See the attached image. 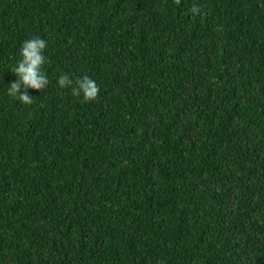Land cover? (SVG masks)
Listing matches in <instances>:
<instances>
[{
	"label": "trees",
	"instance_id": "16d2710c",
	"mask_svg": "<svg viewBox=\"0 0 264 264\" xmlns=\"http://www.w3.org/2000/svg\"><path fill=\"white\" fill-rule=\"evenodd\" d=\"M0 264H264V0H0Z\"/></svg>",
	"mask_w": 264,
	"mask_h": 264
},
{
	"label": "clouds",
	"instance_id": "9594fccd",
	"mask_svg": "<svg viewBox=\"0 0 264 264\" xmlns=\"http://www.w3.org/2000/svg\"><path fill=\"white\" fill-rule=\"evenodd\" d=\"M176 2L179 4L180 0ZM192 11L196 12L197 9L193 8ZM47 46L48 41L41 37L25 40L19 50L20 59L11 68L16 79L9 83L7 94L22 104L30 105L33 102L29 89L41 91L50 82L44 70L47 63L45 55ZM57 84L61 89L71 88L72 95L82 97L84 101L95 99L99 92V86L89 75H82L73 84V80L67 74L61 73L57 78Z\"/></svg>",
	"mask_w": 264,
	"mask_h": 264
}]
</instances>
